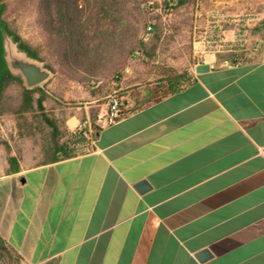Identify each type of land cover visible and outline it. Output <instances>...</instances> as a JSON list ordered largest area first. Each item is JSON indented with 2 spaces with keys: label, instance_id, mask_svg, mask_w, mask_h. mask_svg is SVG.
Masks as SVG:
<instances>
[{
  "label": "crops",
  "instance_id": "obj_1",
  "mask_svg": "<svg viewBox=\"0 0 264 264\" xmlns=\"http://www.w3.org/2000/svg\"><path fill=\"white\" fill-rule=\"evenodd\" d=\"M261 18L250 59L200 50L87 151L0 176V237L24 264H264Z\"/></svg>",
  "mask_w": 264,
  "mask_h": 264
},
{
  "label": "rangeland",
  "instance_id": "obj_2",
  "mask_svg": "<svg viewBox=\"0 0 264 264\" xmlns=\"http://www.w3.org/2000/svg\"><path fill=\"white\" fill-rule=\"evenodd\" d=\"M78 1L85 11L80 13V7L76 9L73 3L68 11L73 17L81 16L83 25L77 22L73 27L78 30L82 49L70 51L68 60L40 25L44 13L41 6L46 4L40 5L39 0H4V19L10 29L38 50L44 65L53 69V76L39 87L47 95V112L63 121V140L68 141L73 155L86 148V140L76 132V126L84 121L92 123L111 96L127 103L137 102L142 92L147 93L143 102L159 98L168 92L169 78L178 77L181 86L187 82L200 50L209 51L207 41L216 25L223 26L228 39H235V30L244 25L252 40L263 23L264 0H187L167 12L165 6L171 0H129L120 16L100 12L97 3L92 4L91 12L83 0ZM174 2L170 4L174 6ZM51 15L58 18L53 12ZM90 15L96 16L87 25ZM96 21L100 34L94 33ZM148 24L158 26V30L153 34L147 30ZM140 41L146 43L143 51L139 50ZM83 56L88 57L87 62L74 67ZM8 95V102L15 105L16 84ZM13 112L0 111V176L5 175L12 155L20 168L33 166L40 159L38 145L47 136L34 140L26 137Z\"/></svg>",
  "mask_w": 264,
  "mask_h": 264
},
{
  "label": "trees",
  "instance_id": "obj_3",
  "mask_svg": "<svg viewBox=\"0 0 264 264\" xmlns=\"http://www.w3.org/2000/svg\"><path fill=\"white\" fill-rule=\"evenodd\" d=\"M83 1L85 2V6L88 5L91 12L94 10L92 4L94 5L97 3L98 10L100 12L116 13L118 16L121 15L127 4L130 2L129 0ZM170 2H174V6L170 4ZM186 2L188 1L171 0L168 1L169 6L167 7L166 5L165 9H169L168 11H170L175 6H182ZM39 3L40 5L46 4L41 6L43 7L41 9L44 10V13L40 17V25L48 37L56 40L55 42L58 44L56 45L58 52H64V57L68 59L67 56L70 51H80L82 48L77 39L78 30L74 28L73 25L77 22H81L83 25V22L81 16L79 15L74 16L76 19H73L74 17L70 15L68 8L73 3L76 9L77 7H80V13H82L83 10L85 11L83 8L84 6L79 4L78 0H39ZM4 11V0H0V111H14L13 114L19 121L17 126L19 129L23 130L26 137L34 140L37 136L41 135L44 137L47 135L43 138L44 141L38 145L37 149L40 153V159L33 166L44 165L69 158L73 156V153L69 148L68 141L63 140L66 136L64 123L63 121L59 122V120L55 118L54 114H49L47 112L48 110L45 106V102L47 101L46 93L39 86L31 89L24 88L21 80L18 77L13 76L6 67L3 50L4 35L10 36L12 40L17 43L19 50L24 51L29 57L40 61H43V59L39 55L38 50L26 44L17 33L10 29L7 21L4 19ZM52 12L56 16L58 15V18H54L53 15H51ZM76 12H79V10ZM92 16L96 15L88 16L89 18L86 22L87 25L88 22H92ZM95 23L96 30L94 33L100 34V32L97 31H100V26L97 21ZM148 26H150V31H152L153 34L158 30V26L151 24H148ZM145 46L146 43L140 41L139 50L143 51ZM83 57L80 58L79 65L73 66H83L87 62L86 60L88 58L87 56ZM46 67L53 72L51 67L48 65H46ZM168 83L169 90L163 96L178 90L181 86L178 77L169 78ZM13 84H16L18 87V98H16L17 101L15 105L8 102V91ZM7 162L9 167L6 170L5 175L16 173L21 169L16 156H10ZM16 260L21 261L19 255L0 237V264H16Z\"/></svg>",
  "mask_w": 264,
  "mask_h": 264
},
{
  "label": "built area",
  "instance_id": "obj_4",
  "mask_svg": "<svg viewBox=\"0 0 264 264\" xmlns=\"http://www.w3.org/2000/svg\"><path fill=\"white\" fill-rule=\"evenodd\" d=\"M169 9H165L167 12ZM222 23V21H221ZM245 27L244 25L242 26ZM237 28L235 30L237 35L235 39H228L225 35V31L222 25H216L210 33V41H207V47L210 52L229 51L234 54V61L240 59H250L253 54L258 51L260 42L257 40H251L248 31L243 28ZM150 31V26L147 27ZM234 32V30H233ZM240 51L242 54L240 55ZM123 101L121 97L111 96L106 103L105 107L96 115L94 121H84L76 126V132L86 140V148L88 150L87 140H89L93 133L102 127L110 125L119 116Z\"/></svg>",
  "mask_w": 264,
  "mask_h": 264
},
{
  "label": "water",
  "instance_id": "obj_5",
  "mask_svg": "<svg viewBox=\"0 0 264 264\" xmlns=\"http://www.w3.org/2000/svg\"><path fill=\"white\" fill-rule=\"evenodd\" d=\"M4 60L8 71L21 80L22 86L31 89L41 85L53 76V72L38 59L29 57L19 50L17 43L8 35L3 37ZM205 64L195 67L196 73L207 70Z\"/></svg>",
  "mask_w": 264,
  "mask_h": 264
}]
</instances>
